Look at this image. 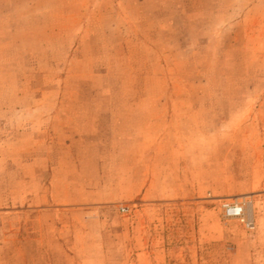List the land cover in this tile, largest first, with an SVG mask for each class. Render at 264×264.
Listing matches in <instances>:
<instances>
[{
	"label": "rangeland",
	"instance_id": "1",
	"mask_svg": "<svg viewBox=\"0 0 264 264\" xmlns=\"http://www.w3.org/2000/svg\"><path fill=\"white\" fill-rule=\"evenodd\" d=\"M0 264H264V0H0Z\"/></svg>",
	"mask_w": 264,
	"mask_h": 264
},
{
	"label": "built area",
	"instance_id": "2",
	"mask_svg": "<svg viewBox=\"0 0 264 264\" xmlns=\"http://www.w3.org/2000/svg\"><path fill=\"white\" fill-rule=\"evenodd\" d=\"M224 208H225V214L227 217L235 218V219H242L243 221L246 222V224L249 228L254 227V224L252 221H250L249 219H248V221H246L245 209L240 204H238V203L226 204L224 206ZM123 210H125V208Z\"/></svg>",
	"mask_w": 264,
	"mask_h": 264
}]
</instances>
